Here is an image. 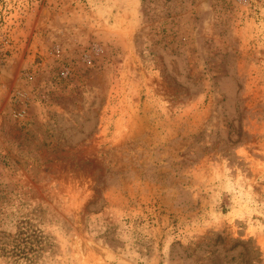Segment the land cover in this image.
I'll return each instance as SVG.
<instances>
[{"label": "rangeland", "instance_id": "1", "mask_svg": "<svg viewBox=\"0 0 264 264\" xmlns=\"http://www.w3.org/2000/svg\"><path fill=\"white\" fill-rule=\"evenodd\" d=\"M0 264H264V0H0Z\"/></svg>", "mask_w": 264, "mask_h": 264}, {"label": "trees", "instance_id": "2", "mask_svg": "<svg viewBox=\"0 0 264 264\" xmlns=\"http://www.w3.org/2000/svg\"><path fill=\"white\" fill-rule=\"evenodd\" d=\"M20 251V249L18 248V246H17V249H15V252H19ZM14 251H12L11 253L13 254V253H15Z\"/></svg>", "mask_w": 264, "mask_h": 264}]
</instances>
